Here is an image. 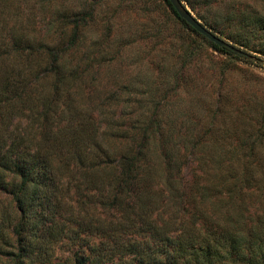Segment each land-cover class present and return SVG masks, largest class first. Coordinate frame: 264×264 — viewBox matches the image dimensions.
<instances>
[{
    "label": "trees",
    "instance_id": "1",
    "mask_svg": "<svg viewBox=\"0 0 264 264\" xmlns=\"http://www.w3.org/2000/svg\"><path fill=\"white\" fill-rule=\"evenodd\" d=\"M251 12L244 10L241 18L261 23L262 38L264 13ZM1 17L6 19L3 9ZM69 17L55 9L42 34L14 25L0 37V191L15 203V217L8 220L13 236L7 234L17 247L15 264H264V206L249 212L244 202L229 201L247 190L229 188L223 195L200 175L203 183L195 182L187 195L169 180L179 155L159 152L158 101L126 104L123 113L111 102L91 103L93 95L111 101L116 94L100 91L97 76H86L79 63H66L84 29ZM68 36L72 41L64 44ZM259 44L264 50V39ZM96 64L90 60L84 68ZM131 115L136 118L128 121ZM159 157L167 178L155 188L163 174L160 162H153ZM71 192L85 200H71ZM184 195L200 224L185 225L178 209L153 216L152 204L177 206ZM61 245L67 246L63 252Z\"/></svg>",
    "mask_w": 264,
    "mask_h": 264
},
{
    "label": "rangeland",
    "instance_id": "2",
    "mask_svg": "<svg viewBox=\"0 0 264 264\" xmlns=\"http://www.w3.org/2000/svg\"><path fill=\"white\" fill-rule=\"evenodd\" d=\"M182 1L206 27L248 55L240 58L212 47L182 22L166 0H5L0 4L6 17L0 18V37L14 25L40 35L52 11H66L71 22L84 28L65 54L66 63H79L86 76H97L100 91L116 94L111 101L93 95L91 103L111 102L121 113L126 104L140 107L158 101L163 123L159 152L179 155L172 162L173 185L188 195L195 182L203 183L204 177H199L203 175L204 182L212 190L222 189L223 195L229 188L254 192L229 201L244 202L249 212L260 211L264 206V50L259 42L264 36L258 37L261 23L241 18V12L264 13V0ZM71 41L68 36L63 43ZM90 60L97 61L96 67L85 69ZM131 117L127 120L136 118ZM153 162H160L163 173L155 181L158 188L166 185L167 171L162 158ZM187 195L177 206L176 202L169 208L165 203L152 204L153 216L165 217L178 209L177 217H183L185 225L200 224ZM70 199L85 200L84 194ZM11 201L9 193L0 191V264H15L17 247L15 240L8 239L13 236L8 220L15 217ZM60 248L63 252L67 246Z\"/></svg>",
    "mask_w": 264,
    "mask_h": 264
},
{
    "label": "water",
    "instance_id": "3",
    "mask_svg": "<svg viewBox=\"0 0 264 264\" xmlns=\"http://www.w3.org/2000/svg\"><path fill=\"white\" fill-rule=\"evenodd\" d=\"M171 4L179 14V16L184 19L189 25H191L196 31L204 35L210 41L214 42L220 47H226L229 50H232L234 53L247 56L248 52L244 51L243 49L235 46L228 40L222 38L214 31L206 27L185 5L182 0H170Z\"/></svg>",
    "mask_w": 264,
    "mask_h": 264
}]
</instances>
